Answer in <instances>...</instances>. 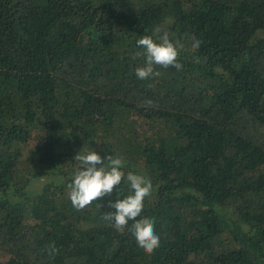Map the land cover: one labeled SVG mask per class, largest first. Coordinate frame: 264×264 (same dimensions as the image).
I'll return each instance as SVG.
<instances>
[{
  "label": "trees",
  "instance_id": "trees-1",
  "mask_svg": "<svg viewBox=\"0 0 264 264\" xmlns=\"http://www.w3.org/2000/svg\"><path fill=\"white\" fill-rule=\"evenodd\" d=\"M164 32L183 68L138 79ZM92 150L151 178L152 254L101 218L124 180L72 206ZM0 264H264V0H0Z\"/></svg>",
  "mask_w": 264,
  "mask_h": 264
},
{
  "label": "clouds",
  "instance_id": "clouds-1",
  "mask_svg": "<svg viewBox=\"0 0 264 264\" xmlns=\"http://www.w3.org/2000/svg\"><path fill=\"white\" fill-rule=\"evenodd\" d=\"M202 41L192 38L190 48L197 51ZM137 45L144 49L145 61L142 66L136 68V76L140 80H147L152 76H159L160 73L154 70V65L162 67L173 66L181 70L183 65L179 62L180 49L183 47L179 42L170 38L168 32H164L157 38L151 35H144L137 40ZM196 63H201L200 57L195 58ZM151 104V101H148ZM107 162L95 151H86L75 156L80 167L74 173L69 198L76 210H83L93 201L111 195L113 190L124 180L129 188V194L120 198L117 192L115 201L109 200L108 207L115 209L113 212H106L101 217L105 221H113L116 229L123 231L129 221H134L130 227L138 246L147 254H152L160 246V237L155 231V220L141 216L144 207V200L152 194L153 184L147 175L129 171L125 174L123 170L126 161L122 156L109 154ZM98 165H101L98 167ZM47 254L54 258L59 253L55 243L46 246Z\"/></svg>",
  "mask_w": 264,
  "mask_h": 264
},
{
  "label": "rangeland",
  "instance_id": "rangeland-1",
  "mask_svg": "<svg viewBox=\"0 0 264 264\" xmlns=\"http://www.w3.org/2000/svg\"><path fill=\"white\" fill-rule=\"evenodd\" d=\"M42 182H43V180H37L36 182H35V184L32 186L33 188H36V189H38L39 187H40V184H42ZM39 185L38 187H35V185Z\"/></svg>",
  "mask_w": 264,
  "mask_h": 264
}]
</instances>
